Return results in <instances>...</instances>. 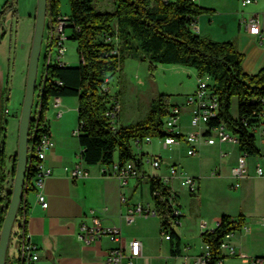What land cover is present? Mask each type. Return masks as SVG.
<instances>
[{"label":"trees","instance_id":"16d2710c","mask_svg":"<svg viewBox=\"0 0 264 264\" xmlns=\"http://www.w3.org/2000/svg\"><path fill=\"white\" fill-rule=\"evenodd\" d=\"M58 0H48L47 20L53 23L58 18ZM113 11L95 10L91 0H69L70 18L73 24L70 37L77 43L79 57L83 63L77 66L61 67L48 64L44 72L45 83L37 101L40 103L38 119H31L28 136V152L32 155L27 170V193L33 190L31 180L35 174L33 164L36 156L34 146L41 134L47 130L45 112L53 96L78 98V120L83 128L78 135L83 146L82 157L87 164L110 165L117 157L120 166L133 161L141 168V161L132 150L134 139L145 136H164L163 119L169 114V95L162 94L144 120L112 128L105 116L107 100L98 93L103 78L118 70L125 58H138L148 62V69L154 72L155 63L178 64L197 69L198 76H208L219 100V114L211 119V125L224 127L237 137L238 152L250 156L260 155V148L251 126L264 119V66L255 74L242 69L243 54L232 41H216L203 34L192 33L188 25L191 17L210 13L193 0H114ZM17 0L7 2L0 16L15 14ZM117 24V29L115 24ZM115 36L118 41L103 40ZM108 37V38H109ZM58 79L61 83L54 81ZM38 88V86H37ZM0 124V230L9 204L16 167V154L11 168L7 165L5 138L8 120L5 118L4 96H2ZM263 99V100H262ZM236 101L237 115L231 112ZM37 103V102H36ZM34 127H37L35 130ZM33 151V152H32ZM150 191L157 190L154 197L158 217L165 214V197L169 188L157 176H147ZM27 203L24 197L20 203L12 228L14 235H20V244L26 240ZM25 216V217H22ZM245 216L237 218L223 215L213 230H204L200 237L209 246L207 264H218L223 260L220 243L228 233L240 230ZM175 240L172 255L179 251L180 237L175 229L171 231ZM16 264L19 258L16 257Z\"/></svg>","mask_w":264,"mask_h":264},{"label":"rangeland","instance_id":"374dc122","mask_svg":"<svg viewBox=\"0 0 264 264\" xmlns=\"http://www.w3.org/2000/svg\"><path fill=\"white\" fill-rule=\"evenodd\" d=\"M3 0H0V4ZM95 10L113 11L115 8L114 0H91ZM197 4L201 0H195ZM215 8V16L210 17L209 13H204L198 16L197 20L201 28V34L207 35L212 39L219 41V32L227 28L231 30L232 37L229 39L235 45V48L243 54L242 69L248 74H255L264 64V39L259 42L251 43V41L241 40L236 36L235 28L237 24L234 14L247 15L249 19L253 14L260 13L261 20L264 12V2L259 0L261 10L258 11L256 4L244 5L241 0H211ZM19 10L16 17H10L4 22H0V34L4 28L6 36L0 40V88L4 91V105L9 109L10 113L5 118L8 120V127L5 138V153L7 156V165L13 161L14 155L17 153L18 141V124L21 112L22 101L25 92V83L27 77L29 54L32 45L35 25V13L37 0H18ZM59 14H69V0H58L57 3ZM208 8V7H207ZM214 10V9H212ZM233 12V13H231ZM241 25L243 21L241 20ZM116 25V23H114ZM204 30H210L209 33H204ZM69 38L65 41L66 53L65 61L70 66L79 64V54L77 43L70 37L71 30H67ZM235 34V35H234ZM47 32H44V41L42 43L38 77H40V68L42 57L45 48V38ZM106 36L103 40L113 41L118 43L115 36ZM228 41V40H227ZM52 55L57 53V39L54 38L52 43ZM256 59L255 64L250 61ZM261 62V63H260ZM249 70V71H247ZM255 72V73H254ZM189 77L182 69H171L162 66L157 72H150L145 62H140L138 58H125L118 70L112 73L110 78V88L113 94L117 95L120 101V112L115 119L117 127L135 124L148 117L153 106L158 101L162 94L169 95L168 102L170 107L177 103L181 106V111L187 112L191 107L185 104L186 96L195 90L196 79ZM193 82L195 84L192 87ZM195 86V87H194ZM193 88L194 90H192ZM192 90L191 92H189ZM189 92V93H187ZM231 112L234 116L237 115L236 101H233ZM153 144H144L149 154H157L165 160L166 155L173 151L163 149L156 137ZM256 143L264 155V144L257 137ZM200 154L197 156H189L185 152V148L179 153L181 158V167L185 173L193 172L198 176L197 186L198 194L189 195L187 190H183L182 199L186 204L187 214L182 217L181 226H174L178 232L179 227L184 231V242L188 243L192 250H198L201 244L200 232L201 218L206 222L208 229L217 225V221L223 215H230L237 218L240 213H243L249 219L248 224H258V229L249 231V240L252 241V250L257 251L258 246L255 242L264 241V227L261 226V219L264 214V178L254 177V164L258 159H262V155L250 156L247 162L250 167H247L248 176L239 180V187L233 188V179L230 176L231 166L237 163L239 155L237 145L227 144L223 146L228 154L221 157L219 145L201 146ZM226 164H223V162ZM222 165V166H221ZM144 166L147 171L151 172L150 164L147 162V156H144ZM180 166V165H179ZM221 166V169L219 168ZM215 167L216 170L215 171ZM155 169V168H153ZM220 170V171H219ZM215 171V172H214ZM155 172V171H153ZM250 175V176H249ZM143 199L140 192H134V199H140L143 202L151 201L148 195L147 178L142 180ZM185 211V210H184ZM144 216V215H143ZM139 218L135 224H127L126 229L136 231L142 227H148V230H155L158 223V216L149 215L148 219ZM252 228V226H251ZM238 234L245 233L241 229ZM248 233V232H246ZM235 238L232 237L231 241ZM18 256L17 236L13 233L10 236L9 247L7 249L6 264H16ZM151 259H147L142 263L135 264H150Z\"/></svg>","mask_w":264,"mask_h":264},{"label":"crops","instance_id":"0c3cea01","mask_svg":"<svg viewBox=\"0 0 264 264\" xmlns=\"http://www.w3.org/2000/svg\"><path fill=\"white\" fill-rule=\"evenodd\" d=\"M201 1L202 2L198 5L214 9L209 14L210 17L215 16L216 11L215 8H213V2H211V0ZM261 1L264 2V0ZM254 4H256V9L260 11L261 7L259 6V0H255ZM261 14L264 15V12H261ZM234 18L237 24L234 33L238 38H241L243 41H251V43L259 42L264 39V16L261 36L250 34L245 27L241 25V20L243 21L247 19V15L243 13L241 16L239 14H234ZM209 31L210 30H204V33H209ZM232 33L231 30L224 28L219 32L220 36L216 37V39L219 41H227L233 36ZM255 62L256 59L250 61L251 64H255ZM145 64L148 68V62H145ZM154 65L156 67L155 72H157L162 66H166L167 68L170 67L171 69H182L187 76L194 77L197 83L198 71L193 67L160 63H155ZM262 65L264 66V64ZM263 66H261V68ZM194 84L195 82H193L192 87ZM191 89L194 90L193 88ZM78 106L79 102L77 97L60 96V106L58 108L54 107L50 99L48 109L45 112V124L55 141L54 147L47 151L45 159V164L51 170V174L46 178L42 188V192L48 203L47 207L43 208L39 204L37 191L35 189L29 191L25 195L27 203L25 244H27L28 239V241H31L38 247V264H106L108 253L111 248L117 245H122L123 247H126L128 251L127 245L132 239H138L141 242L140 255L132 258L134 264L136 262L142 263L147 259H151L150 264H181L184 261L188 264H193L196 257L203 251L204 243L202 242L201 237V244L199 245L198 250H192L191 248L186 250L189 244L184 242V231L179 227L177 232L180 237L179 251H177L176 255H172L171 250L174 249L175 240H166L163 238L160 228V217H158L159 220L155 230H148V227H142L136 231H129L126 229V226H129L127 224H135L139 218H144L145 220L149 218V216L136 215L133 222L129 223L126 220L128 208L132 205H135L138 202L143 203L144 205H152V199L151 201L146 200L145 202L140 199H134L133 194L137 191L140 192L141 199H143L144 192L142 180L149 175H165L170 166H177L184 171L181 167L182 164H180L182 157L179 156V153L184 148L186 152V144L182 142L178 145L175 144L165 147L159 142L163 149L173 151L171 154L169 153L165 156L167 160L160 155L149 154V151L142 146L143 153L141 154L157 156L162 162L161 167L158 169L150 168L151 172H148L147 167L144 166L143 162L140 168L141 175L138 178L131 179L125 187H121L117 178L101 174V168L103 166H108L107 164L98 163L92 165L87 164L84 161L82 157L84 148L80 144L78 136L73 134V130L79 122ZM58 110H61V115H58ZM180 124L181 130L184 133H188L192 130L190 126V110L184 113L182 112ZM259 139L260 142L264 144V140L261 138ZM150 144L152 145L153 143L151 142ZM150 144L148 146H150ZM203 145L214 146L219 144L206 145L202 143L198 146L199 154L202 149L201 146ZM224 145L227 144L219 145L220 152L223 150ZM132 150L135 155L140 156L137 154V149L132 148ZM260 154L264 156L261 152ZM116 160L117 157L114 161ZM259 160L260 159L257 161ZM12 162L11 159L10 165H12ZM76 164L85 167L88 170V176L72 178L70 175V169ZM223 164H226V162L224 161ZM221 166L219 167L220 169ZM248 166L250 167L249 164ZM8 167L11 168L9 164ZM187 174L195 177L196 180L198 178L196 173L188 172ZM254 177L264 178L256 175H254ZM171 187L175 190L178 196L179 204L185 210V216L187 214V206L181 198L183 190L185 189H183L184 187L181 185L180 180L177 179L171 183ZM149 191L150 189L148 188V195L150 197ZM123 196L127 198V202L125 203L121 201ZM90 209L96 210L102 225L116 226L120 229V242H113L105 235L91 241L90 243H86L79 238L81 225L83 223H90ZM154 216L157 217V215ZM244 216V225L252 226L251 230L259 228L258 224L249 225V219L246 215ZM206 225L205 220L201 218V227L204 229L201 230L200 235L204 230H213L217 226L215 225L213 228L208 229ZM240 230L232 232L231 236L228 238V242L234 246L236 250L235 254L231 255L228 253V250H222V255L224 256L223 261L225 264H251V257L261 255L264 252V241H254L255 245L258 246V250H252V241H250L248 237L250 233L238 234L237 232ZM232 237L235 238L234 241H231ZM124 264H127V258L124 259Z\"/></svg>","mask_w":264,"mask_h":264},{"label":"built area","instance_id":"2783aa9c","mask_svg":"<svg viewBox=\"0 0 264 264\" xmlns=\"http://www.w3.org/2000/svg\"><path fill=\"white\" fill-rule=\"evenodd\" d=\"M175 0H164V2H172ZM195 2V0H193ZM244 5L254 3L255 0H241ZM198 16L191 17L190 23L188 25L189 30L192 33L200 34V26L197 20ZM243 25L245 29L250 34H255L261 36L263 31V21L261 20V15L259 13L253 14L249 19L243 20ZM73 24L69 14H59L58 13V23H49L46 17L44 32H47V37L45 38V48L42 57V64L40 68V77L36 80V90H35V100L32 107L31 119H33V112L36 111V101L39 94L41 93V86L44 85V72L48 63H55L58 66L66 67L68 64L65 61V41L69 38L66 34L67 30L73 29ZM117 29V24L115 25ZM44 32L43 39L44 41ZM51 38H58V57L57 60H48V48L51 44ZM42 47V46H41ZM79 63H83V59L79 57ZM110 78L111 75L107 74L100 86L98 87V93L104 96L107 100V107L105 110V116L108 118L111 127L116 128L115 119L120 112V101L117 95L113 94L110 88ZM58 84L61 82L58 79H54ZM38 86V88H37ZM263 100V99H262ZM52 105L56 108L60 106V97L53 96L51 98ZM185 104L190 108V126L192 130L188 133H184L181 130V106L179 104H173L169 109V114L163 119V131L167 134L164 136H157V140L165 147L180 144L184 142L187 146L186 154L189 156L199 155L198 146L202 143L206 145L214 144H233L237 143V137L228 131L224 125H211L209 124L211 119L216 118L219 114V100L218 96L215 94L212 88L211 79L204 75H199L197 77V83L195 90L186 96ZM10 113L9 109H5V116ZM58 115H61V110H58ZM83 128V122H78L76 128L73 130V134L78 136ZM36 130L37 127H34ZM253 133L256 134L258 138L264 140V119L254 126H251ZM154 137L145 136L141 139H134L132 142V148L137 149L138 155L136 157L144 162V156L142 152V146L144 144H149L153 142ZM40 153L36 156V168L35 174L31 180L33 188L37 191V199L39 204L45 208L47 207V200L42 188L47 177L50 176L51 170L45 164L47 151L52 149L55 145V141L49 132L48 128L43 132L39 138ZM228 152L222 150L220 152L221 157L226 156ZM147 162L151 167L158 169L161 167V160L155 155H146ZM32 157V155H31ZM250 155L247 152H239L237 163L231 167V177L234 182H232L233 188L239 187V180L245 178L248 175V162L247 158ZM29 169V167H28ZM215 171H217L215 169ZM214 171V172H215ZM254 172L258 177H264V156L262 159L255 162ZM101 174L104 176H113L117 178L120 182L121 187L128 185L129 181L133 178H138L141 175L140 168L133 162L127 161L124 165L120 166L118 161H114L108 166H103L101 168ZM70 175L72 178L86 177L88 176V170L80 164H76L70 169ZM152 176V175H151ZM161 183L169 188V193L165 197V214L161 219V234L164 239L170 240L171 231L174 226H180L182 224V217L184 216V209L179 204L178 196L175 190L171 187V183L174 180H180L181 185L187 190L189 195L198 194L197 180L195 177L188 175L182 169L177 166H170L168 172L165 175L157 176ZM27 185V183H26ZM150 197L152 199V205L143 203H136L128 208L126 215V220L131 223L136 215H156L154 197L158 195V191H149ZM122 202H127L126 197L121 198ZM90 223H83L81 225V230L79 233V238L90 243L91 241L98 239L102 236H108L113 242H120L121 231L116 226H104L95 209L89 210ZM25 217V216H22ZM261 226L264 227V215L261 219ZM241 229L244 232H249L251 227L244 225ZM231 233L224 236L220 243L221 250H228V253L233 255L236 250L228 242V238ZM128 251L126 247L122 245H117L110 249L107 257L106 264H124V259L127 258V264H134L132 258L140 255L141 242L138 239H132L128 242ZM17 248H18V258L19 264H38L39 260V250L38 247L28 241L27 244H20V235L17 236ZM209 246L204 244L203 251L199 254L193 264H207L209 259ZM251 264H264V252L261 255L253 256L250 258ZM181 264H188L184 261ZM218 264H225L223 260H219Z\"/></svg>","mask_w":264,"mask_h":264},{"label":"water","instance_id":"95a60500","mask_svg":"<svg viewBox=\"0 0 264 264\" xmlns=\"http://www.w3.org/2000/svg\"><path fill=\"white\" fill-rule=\"evenodd\" d=\"M47 3L48 0H37L36 5L34 34L29 54L25 92L18 124L15 175L13 178L9 204L0 230V264H6L7 249L9 247L12 228L17 216L19 205L27 193V170L29 163L31 162V155L28 152L29 126L32 107L35 100L39 57L47 15ZM1 108L2 103L0 102V124Z\"/></svg>","mask_w":264,"mask_h":264},{"label":"bare ground","instance_id":"6f19581e","mask_svg":"<svg viewBox=\"0 0 264 264\" xmlns=\"http://www.w3.org/2000/svg\"><path fill=\"white\" fill-rule=\"evenodd\" d=\"M164 1V0H163ZM53 23H58V18L55 22ZM57 39V53L55 56L52 55V43H53V40L54 38H51V44L49 45V48H48V60H57V57H58V38ZM48 64H55V63H48ZM58 65V64H56ZM36 111L33 112V119L35 121V119H38L39 117V112H40V103L38 101H36ZM34 154L35 155H39L40 153V145H39V140L37 141V143L35 144L34 146ZM33 152V151H32ZM31 155V154H30ZM32 159V157H31ZM32 162V161H31ZM31 162L29 163V168H30V165H31ZM33 167L36 168V159H35V162L33 164Z\"/></svg>","mask_w":264,"mask_h":264},{"label":"flooded vegetation","instance_id":"af4514ba","mask_svg":"<svg viewBox=\"0 0 264 264\" xmlns=\"http://www.w3.org/2000/svg\"><path fill=\"white\" fill-rule=\"evenodd\" d=\"M10 0H3L2 2H1V4H0V12H1V10H2V8H3V6L7 3V2H9ZM19 3H18V0H17V8H16V13L15 14H12V13H8L7 15H5V16H0V22H4V21H6L8 18H10V17H16L17 15H18V10H19ZM6 36V31H5V29L3 28L2 29V32H1V34H0V40L1 39H3L4 37ZM3 94H4V91H2L1 90V88H0V102L2 103V96H3Z\"/></svg>","mask_w":264,"mask_h":264}]
</instances>
